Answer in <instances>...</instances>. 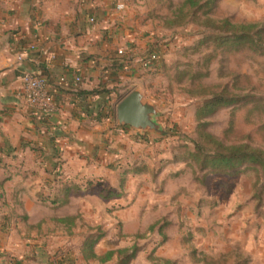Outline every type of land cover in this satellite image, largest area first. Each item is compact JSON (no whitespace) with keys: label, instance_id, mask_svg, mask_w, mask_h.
<instances>
[{"label":"rangeland","instance_id":"1","mask_svg":"<svg viewBox=\"0 0 264 264\" xmlns=\"http://www.w3.org/2000/svg\"><path fill=\"white\" fill-rule=\"evenodd\" d=\"M183 2L121 0L128 26L138 34L127 40L138 48L135 60L152 49L159 54L156 68L145 71L123 94L140 86L164 133L132 137L121 147L117 139H102L92 165L107 164L108 176L86 181L91 187L81 193L89 195L75 192V225L53 222L51 214L57 211L50 208L32 211L35 217L44 216V224L26 227L24 236L34 242L27 243L28 256L46 250L47 259L31 264H100L84 260L81 252L86 237L99 234L98 252L128 249L130 254L137 249L126 264H264L263 169L245 165L240 173L227 175L203 169L190 157L197 137L196 110L211 98L202 95L208 93L244 97L251 100L249 108H259L253 125L236 112L227 132L232 107H222L203 120L206 132L225 145L247 142L264 153V136L254 133V125L264 122V54L222 46L214 38L222 35L215 21L225 18L236 24L256 21L252 24L264 29V0H218L195 15ZM207 19L213 27L205 24ZM120 97L110 124L116 122L114 106ZM107 190L120 195H97ZM123 256L104 264H122Z\"/></svg>","mask_w":264,"mask_h":264},{"label":"crops","instance_id":"2","mask_svg":"<svg viewBox=\"0 0 264 264\" xmlns=\"http://www.w3.org/2000/svg\"><path fill=\"white\" fill-rule=\"evenodd\" d=\"M118 5L121 0H0V260L7 264L47 259L46 250L28 256L26 227L44 224L32 211L50 208L57 211L53 222L75 225L76 193L69 191L63 203L61 191L67 184L85 189L86 181L107 175V164L92 165L102 139H117L121 147L132 137L159 136L109 122L115 99L145 72L131 62L139 51L127 40L138 34ZM25 72L43 77L53 91V115L25 106Z\"/></svg>","mask_w":264,"mask_h":264},{"label":"trees","instance_id":"3","mask_svg":"<svg viewBox=\"0 0 264 264\" xmlns=\"http://www.w3.org/2000/svg\"><path fill=\"white\" fill-rule=\"evenodd\" d=\"M218 0L202 1V0H184L182 7L191 10L192 14L195 15L202 9L208 8L211 3L216 5ZM214 22L207 19L205 24L207 26H212ZM217 26L216 30L222 32V35L214 37L215 40L220 45H227V47H233L236 49H241L247 47L250 51L257 54H264V29L259 28L257 24L252 23H234L230 19H223L221 21H215ZM213 27V26H212ZM213 38V37H212ZM203 75L200 74V77ZM193 78V76L191 77ZM96 92H91L95 95ZM204 97L210 96V99L205 100L200 107L196 110V140L194 142L195 147L193 152L190 153V157L197 160L200 163V167L203 169L208 168L212 172L223 173L227 175H236L240 173L241 168L245 165H251L255 167H260L264 171V153L261 149L257 147H252L250 143H235L230 145H225L222 139L214 137L213 135L206 132L207 123H203V120L210 117L217 110L222 107H232L231 119L229 121L228 131L233 129V122L235 119L236 112H242L245 115V122L253 125L252 115L255 109L258 110L259 107H248L251 100L245 99L244 97H225L224 94H202ZM123 97V96H122ZM120 97V98H122ZM255 132L264 136V122L258 123ZM250 137V138H249ZM248 140L251 139V134H249ZM250 141V140H249ZM126 171V170H125ZM137 170H127L125 173L133 172L136 173ZM91 187L88 184L85 189ZM75 191L81 193V188L75 184H67L63 186V203L67 201V195L69 191ZM102 199H111L118 197L120 194L115 190L100 191L97 194ZM41 200L47 199L39 194ZM54 202L55 198H51ZM102 234L96 236H88L82 242L81 252L84 260L97 261L100 264L109 262L113 256L118 257L123 256L121 263L126 264L129 260L133 259L137 249L133 248L130 254L128 249H121L117 251H107L102 255H96L94 252V246L101 240Z\"/></svg>","mask_w":264,"mask_h":264},{"label":"built area","instance_id":"4","mask_svg":"<svg viewBox=\"0 0 264 264\" xmlns=\"http://www.w3.org/2000/svg\"><path fill=\"white\" fill-rule=\"evenodd\" d=\"M118 10L123 9V5L117 6ZM93 22L92 19H90ZM122 56L124 52H117ZM131 62L138 64L144 71H152L156 68L159 62V54L155 50L147 52L141 59H131ZM22 91L23 102L35 114L53 115L56 112V106L53 100V91H51L45 79L34 72H25L22 75ZM75 82H80V79L75 78Z\"/></svg>","mask_w":264,"mask_h":264},{"label":"water","instance_id":"5","mask_svg":"<svg viewBox=\"0 0 264 264\" xmlns=\"http://www.w3.org/2000/svg\"><path fill=\"white\" fill-rule=\"evenodd\" d=\"M158 112L155 106L144 99L141 88L128 92L116 105V124L120 127H129L140 135L154 133L162 135L164 130L157 122ZM0 264H7L0 260Z\"/></svg>","mask_w":264,"mask_h":264}]
</instances>
